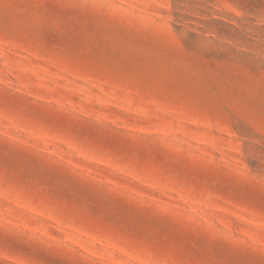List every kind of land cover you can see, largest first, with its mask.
I'll return each instance as SVG.
<instances>
[{"label": "rangeland", "instance_id": "1", "mask_svg": "<svg viewBox=\"0 0 264 264\" xmlns=\"http://www.w3.org/2000/svg\"><path fill=\"white\" fill-rule=\"evenodd\" d=\"M0 264H264V0H0Z\"/></svg>", "mask_w": 264, "mask_h": 264}]
</instances>
